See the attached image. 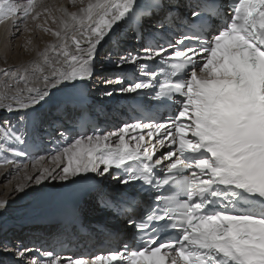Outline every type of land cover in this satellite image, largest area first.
<instances>
[{
    "label": "snow or ice",
    "instance_id": "obj_1",
    "mask_svg": "<svg viewBox=\"0 0 264 264\" xmlns=\"http://www.w3.org/2000/svg\"><path fill=\"white\" fill-rule=\"evenodd\" d=\"M186 9L176 15L173 28L178 11L174 0H90L77 12L58 9L59 18L37 0H0V25L28 32L29 19L36 22L46 15L57 29L43 30L60 41L37 52L27 66L0 69L6 84L16 85L11 95H0V109L22 113L18 126L3 122L4 139L22 147L9 145L11 155L0 157V167L23 166V159L16 158H26L35 169L45 160L27 138L29 125L40 123L36 106L42 108L59 96L55 106L62 111L73 97L82 96L83 82L95 76L98 49L130 22L138 25L133 30L137 41L145 19L154 29H166L167 39L145 43L136 51L110 50L109 62L112 55L119 57L114 61L117 68L154 59L157 64H138L147 79L132 76L124 84L127 74L101 78L106 86L121 85L103 94L147 95L174 110L166 119L126 122L107 135L97 130L77 134L47 153L53 167L25 175L15 189L24 192L46 181L65 187L98 185L109 175L120 185L138 183L144 193L171 184L169 193L156 195L140 216L132 214L142 204L137 196L121 192V200L111 201L140 238L138 245L125 244L122 253L67 260L52 250H40V256L32 258L26 255L31 249L21 245L15 248V264L25 259L29 264H264V0H188ZM15 38L8 35L9 41ZM146 89L153 91L144 93ZM137 106L143 107L142 100ZM130 129H147L148 140L140 132L131 137L134 146L128 144ZM59 134L67 135L62 130ZM117 135L113 146L111 137ZM154 137L151 150L142 147ZM156 145L168 150L154 159ZM129 161L138 163L126 166ZM122 166L123 175L111 171ZM5 207L0 203V209ZM164 235L173 238H161ZM3 248L10 250V245L4 242Z\"/></svg>",
    "mask_w": 264,
    "mask_h": 264
},
{
    "label": "bare ground",
    "instance_id": "obj_2",
    "mask_svg": "<svg viewBox=\"0 0 264 264\" xmlns=\"http://www.w3.org/2000/svg\"><path fill=\"white\" fill-rule=\"evenodd\" d=\"M20 1L24 0H17L18 3H20ZM37 2L43 3V5L52 10L53 16L59 18L60 12L58 9L64 8L69 13L77 12L80 7L86 6L90 0H37ZM91 2H95V0H91ZM165 2L167 3V0H165ZM174 2L177 5L178 11L174 13L173 19L176 15L180 14L179 11H184L186 9L185 2H188V0H174ZM46 20L47 23H45ZM37 23L41 25L40 28L36 27ZM27 27L30 31L24 32L21 30L17 33L10 27V24L0 25V69L27 66L36 59L37 52H43L49 45L54 46L60 43L50 32H45L43 30L46 27L53 30L57 29V25L52 24L51 19L46 15H41L36 22L31 20V22L27 23ZM145 27L154 29L152 25H146ZM127 29L128 27L126 25L124 29L113 37L112 41L98 49L95 59V76L91 80L83 82L85 85L84 88L81 89L83 97H73L72 102L68 103L62 111H57L55 106V101L60 98L59 96L42 108L40 105L36 106L42 118H40V123L38 125H29L28 127L27 138L31 143L34 144L37 139L44 140L47 143L48 141L44 139L45 136L56 139L61 137L59 134L61 130L63 131L65 128L72 129L73 127L70 124L73 122L76 108L87 96L100 100L98 105L100 112L97 125L100 126L102 123L107 127L108 130L105 132V135L112 131H117L123 125L120 120V116L123 114H118L115 111V105L124 103L125 99L131 98L134 93L106 96L103 94L106 89L120 87L121 85L111 84L106 86L101 78H107L113 75L114 70L118 69L114 61L118 60L119 57L118 55H112L111 61L113 62H109L108 53L110 50L114 53L118 49H121V51L132 50L129 49L131 40L128 39L131 37V33H129ZM8 35H13L16 38L9 41ZM68 43L71 47L70 40ZM25 53L26 57L24 56ZM49 54L53 55V53ZM15 87V83L6 84L5 78L0 75V95H3L5 92L11 95V89ZM21 87H23L22 84ZM110 97L116 98L114 104H106V100ZM121 113H123V111H121ZM21 115V112L15 110L9 113L6 110L0 109V157L11 155L8 151L9 145H18L14 144L13 141L4 139L3 129L6 128L7 125H4L3 122L6 120L11 121L13 125L18 126ZM20 130L23 131L22 128ZM133 136L137 135L135 134V130L131 129L125 136L126 142L132 146L135 144V141L131 139ZM111 141L113 146H115V144L118 143V135L111 137ZM142 147L149 148L150 144L142 145ZM16 159H23V166L17 164L0 167V203H6V207L0 209V264H15L17 253L14 249V245L25 246L26 244H31V246L28 245L29 247H27L31 249V251L26 253V255L35 258L40 256L39 247L46 248L42 250H51L48 247L50 241L54 240L55 237L59 235L66 236V242H69L71 246L77 248V251L73 254L61 255L63 259L67 260L70 257L92 256L91 250L94 247L102 244L108 245L109 242H112L111 245L115 244L114 241H111L110 234L105 236L103 233H98L94 230V226L98 224V221L104 222L106 229L111 228L110 232H112V230L118 231L117 234L113 235L115 240L119 233H124L113 226H109L111 225V219L109 218L111 217L110 214L102 218L91 200L81 208H77L72 217L73 221H77L84 228L85 235H78L74 228H71L70 232H65L66 226L68 227L71 225L73 221L65 224L64 222H59L58 218L53 216L54 207L59 200V194L63 187L61 183L46 181L40 186L29 185L24 192L17 193L15 191L19 184L23 182L25 175H38L42 167H53L54 165L51 164L50 157L45 156V160L36 165L35 169L30 159ZM102 183L107 185L106 195L111 198L118 193V191L113 192L116 187L120 192L127 191L125 185H120L117 180L113 179L110 175L104 179ZM124 234V236H127L126 233ZM4 242L10 245V250H4ZM37 245H39V247H37ZM99 252H103V249ZM14 254L16 257H13ZM22 264H29V261L25 259L22 261Z\"/></svg>",
    "mask_w": 264,
    "mask_h": 264
},
{
    "label": "rangeland",
    "instance_id": "obj_3",
    "mask_svg": "<svg viewBox=\"0 0 264 264\" xmlns=\"http://www.w3.org/2000/svg\"><path fill=\"white\" fill-rule=\"evenodd\" d=\"M26 2H27V0L20 1V3H25V4H26ZM28 22H31V19H29V20L27 21V23H28ZM10 27H11V25H10ZM11 28H12V27H11ZM24 56L26 57V53H25ZM40 118H41V116H40ZM28 245L30 246L31 244H26L25 246L28 247ZM16 246H17V245H16ZM16 246L14 245V249L16 248ZM13 257H16V255L14 254Z\"/></svg>",
    "mask_w": 264,
    "mask_h": 264
}]
</instances>
